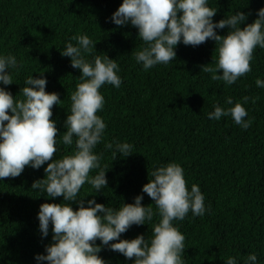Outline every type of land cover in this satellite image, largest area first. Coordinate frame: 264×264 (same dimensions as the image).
<instances>
[{
  "label": "trees",
  "instance_id": "1",
  "mask_svg": "<svg viewBox=\"0 0 264 264\" xmlns=\"http://www.w3.org/2000/svg\"><path fill=\"white\" fill-rule=\"evenodd\" d=\"M121 3L0 0V54L14 55L22 64L18 70H9L13 84L6 89L15 97L29 74L46 78V91L58 93L61 100L53 105L50 118L56 121L59 140L66 131L70 96L81 75L60 52L72 36L87 34L96 44L92 55L115 59L122 83L119 88L106 84L100 89L105 103L97 115L107 127L95 151L102 154L100 163L107 171L108 185L98 193L85 183L79 195H88L85 201L95 198L97 203L115 208L143 195L142 204L155 211L142 187L155 167L179 163L189 190L198 184L205 206L211 207L203 216L189 212L183 221H173L185 237V264H224L229 256L244 264L249 253L257 255L258 264H264V88L255 84L257 78L264 80V49L254 50L251 71L232 85L212 80L211 73L202 71L203 66L215 68L213 40L195 47L179 43L174 60L145 71L133 55L143 47L138 30L110 21ZM209 6L217 10L214 22L242 11L248 15V24L257 18L264 0H209ZM216 31L225 35L228 28ZM229 97L245 107V119L252 120L248 129L236 125L231 116L219 121L207 118L214 105L230 107L226 104ZM244 97L249 98L247 103H243ZM114 139L130 143L132 154L114 156L113 150L105 149L104 144ZM73 148L58 144L53 159ZM45 167L47 162L39 169L25 166L20 176L0 181V264H37L34 257L46 254L45 246L52 242L51 225L49 235L43 237L37 214L41 204L61 203L63 197L53 200L31 187L45 178ZM90 175H95V170ZM71 203L77 210L78 204ZM157 219L154 216L152 222L133 225L121 239L150 238ZM99 255L108 264H133L106 248Z\"/></svg>",
  "mask_w": 264,
  "mask_h": 264
},
{
  "label": "clouds",
  "instance_id": "2",
  "mask_svg": "<svg viewBox=\"0 0 264 264\" xmlns=\"http://www.w3.org/2000/svg\"><path fill=\"white\" fill-rule=\"evenodd\" d=\"M216 13L209 0H122L110 21L117 26L130 24L138 30L143 47L133 55L145 71L174 60L179 43L195 47L207 40L215 41V68L203 66L202 71L211 73L212 80L232 85L251 71L254 50L264 49V7L257 10V18L248 24H245L248 15L242 11L214 22ZM226 27L225 35L217 34V29ZM71 41L65 43L60 54L69 57L71 67L81 75L70 96L64 122L66 131L59 140L56 121L50 119L53 105L61 102L59 94L46 91V78L29 74L20 94L13 97L5 87L13 84L9 70H18L22 64L14 55L0 54V181L20 176L25 166L39 169L47 162L45 178L33 182L31 187L53 200L63 197L61 203L40 205L39 230L47 237L51 225L52 242L45 246L46 254H37L34 259L37 264H108L99 255L106 248L122 254L133 264H185L182 259L185 237L173 221H183L189 212L203 216L211 207L205 206V196L198 184H192L189 190L179 163L162 164L149 173L151 178L143 185L142 193L152 199L155 211L142 204L143 195L118 208L97 203L95 198L85 201L88 195H79L85 183L98 193L108 185L107 171L100 163L102 154L95 151L107 127L97 115L105 103L100 89L106 84L119 88L122 79L115 59L92 55L96 44L87 34L72 36ZM255 84L264 88V80L257 78ZM248 99L244 97L243 103ZM226 104L230 107L214 105L207 118L219 121L231 116L236 125L248 129L252 120L245 119L248 113L242 103H233L229 97ZM61 143L74 148L53 159ZM104 147L113 150L114 156L123 157L132 154L133 148L117 139ZM94 170L95 175H90ZM71 202L78 204L77 210ZM154 216L158 219L152 224L150 238L137 235L131 240L121 239V234L130 227L152 222ZM224 264H237V259L229 256ZM244 264H258L257 255L249 253Z\"/></svg>",
  "mask_w": 264,
  "mask_h": 264
}]
</instances>
